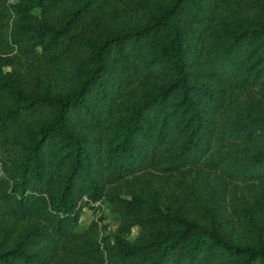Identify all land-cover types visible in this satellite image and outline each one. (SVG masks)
Listing matches in <instances>:
<instances>
[{
  "label": "trees",
  "instance_id": "16d2710c",
  "mask_svg": "<svg viewBox=\"0 0 264 264\" xmlns=\"http://www.w3.org/2000/svg\"><path fill=\"white\" fill-rule=\"evenodd\" d=\"M101 198L120 223L88 242ZM88 255L264 264V0H0V264Z\"/></svg>",
  "mask_w": 264,
  "mask_h": 264
},
{
  "label": "rangeland",
  "instance_id": "374dc122",
  "mask_svg": "<svg viewBox=\"0 0 264 264\" xmlns=\"http://www.w3.org/2000/svg\"><path fill=\"white\" fill-rule=\"evenodd\" d=\"M173 178L177 180L176 183H173V185L168 183L170 187L163 185L162 188V198L166 202L171 203L174 197H178L180 189H184L185 193H191V195L196 193L198 179L194 171L184 169L182 172L174 174ZM208 184L213 188L215 187L213 195L216 198L210 203L209 207L207 206L208 209L218 206L220 213L225 214L231 207L233 192L228 188L224 194H219L213 174H208ZM170 190L174 193L171 194ZM198 201L200 202V200ZM193 214H195L194 211ZM119 223L120 216L116 206L106 198L84 205L80 212L79 224L82 231H84L82 232V239L88 242H97L101 241L102 237H111L113 233L117 232ZM100 246L102 247V244ZM97 257L93 255L86 256L84 258L85 264H107L106 259L99 260V257Z\"/></svg>",
  "mask_w": 264,
  "mask_h": 264
}]
</instances>
